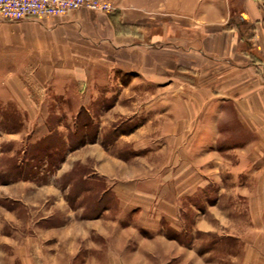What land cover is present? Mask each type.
Wrapping results in <instances>:
<instances>
[{
    "label": "crops",
    "instance_id": "0c3cea01",
    "mask_svg": "<svg viewBox=\"0 0 264 264\" xmlns=\"http://www.w3.org/2000/svg\"><path fill=\"white\" fill-rule=\"evenodd\" d=\"M109 1L117 7L112 15L78 9L40 20L0 17V107L28 111V120L33 121L37 114L26 106H39L49 98L67 99L75 91L80 105L87 107L117 64L107 61V51L143 52L133 69L143 74V64L145 76L133 80V88L153 92L146 90V105L133 111L147 120L145 130L134 134L143 138L140 145L133 140V166L169 168L175 161L172 155L178 153L174 166L183 171L177 178L172 173L155 180L154 185L150 180L157 176L137 177L133 193L122 198L123 203L140 205L143 216L138 223L144 226H150L144 219L147 215L153 221L164 217L179 229L188 205L201 201L192 204L194 230L209 233L223 224L217 219L222 214L218 210L223 211L229 219L225 225L241 231L236 234L243 241L239 263L245 264L249 255L245 235L256 233L257 242L264 234V4L259 0ZM141 27L146 39L137 38ZM160 89L162 104L155 109L154 91ZM139 104L133 99V105ZM144 147L146 154H135L143 153ZM210 185H225L221 187L225 194L204 210L202 194ZM215 189L210 190L212 197ZM230 217L241 219L236 224ZM183 263L189 264L188 259Z\"/></svg>",
    "mask_w": 264,
    "mask_h": 264
},
{
    "label": "rangeland",
    "instance_id": "374dc122",
    "mask_svg": "<svg viewBox=\"0 0 264 264\" xmlns=\"http://www.w3.org/2000/svg\"><path fill=\"white\" fill-rule=\"evenodd\" d=\"M141 28L137 38L146 39ZM135 30L133 26L134 35ZM107 55V61L117 64L87 107L80 105L76 91L67 99L49 98L39 106H26L37 114L33 121L28 120V111L0 107V264H187L186 259L189 264H240L243 241L237 235L241 231L225 225L228 218L223 211L218 210L222 214L217 217L223 224L209 233L194 230L192 204L201 201L188 205L179 229L164 217L153 221L147 215L144 219L150 226H144L138 223L143 214L140 205L123 203L122 198L133 193L137 177L157 176L150 180L154 185L172 173L177 178L183 167L179 171L174 166L178 153L172 155L175 161L169 168L133 166V140L140 145L143 138L134 134L147 122L133 111L146 105L145 91L153 90L133 88V80L145 76L143 64V74L133 69L143 52L130 48ZM156 56L161 60V54ZM161 92L154 91L155 109L161 107ZM133 99L142 104L133 105ZM144 148L135 154H146ZM221 187L226 186H207L202 209L224 196ZM238 219L230 217L236 224ZM245 236L249 240L245 264H264V234L257 242L256 233Z\"/></svg>",
    "mask_w": 264,
    "mask_h": 264
},
{
    "label": "built area",
    "instance_id": "2783aa9c",
    "mask_svg": "<svg viewBox=\"0 0 264 264\" xmlns=\"http://www.w3.org/2000/svg\"><path fill=\"white\" fill-rule=\"evenodd\" d=\"M259 1L264 4V0ZM78 9L112 13L117 7L109 0H0V17L9 21L40 20Z\"/></svg>",
    "mask_w": 264,
    "mask_h": 264
}]
</instances>
